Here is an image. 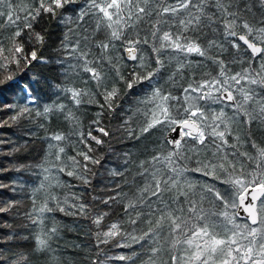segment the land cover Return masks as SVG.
I'll use <instances>...</instances> for the list:
<instances>
[{
	"label": "snow or ice",
	"instance_id": "6c2138e0",
	"mask_svg": "<svg viewBox=\"0 0 264 264\" xmlns=\"http://www.w3.org/2000/svg\"><path fill=\"white\" fill-rule=\"evenodd\" d=\"M37 65L58 75L32 72ZM53 89L51 103L32 107ZM128 95L137 98L125 108ZM87 105L98 110L84 128ZM0 112L11 113L0 129L29 120L44 135H24L46 145L31 166L39 183L30 207L3 198L22 183L0 181V218L28 229L0 222V264H62L58 212L94 227L91 264H264V144L251 134L264 127V0H0ZM117 112L118 127L105 126ZM52 118L71 130L50 131ZM116 132L136 144L160 138L143 158L117 153L101 197L86 190ZM0 145H12L3 152L11 157L28 140L13 145L0 133ZM72 180L85 191H72ZM20 240L32 241L31 254L3 247Z\"/></svg>",
	"mask_w": 264,
	"mask_h": 264
},
{
	"label": "trees",
	"instance_id": "16d2710c",
	"mask_svg": "<svg viewBox=\"0 0 264 264\" xmlns=\"http://www.w3.org/2000/svg\"><path fill=\"white\" fill-rule=\"evenodd\" d=\"M39 30V29H38ZM4 37L6 38L8 33L5 32ZM53 39H55V34L53 35ZM43 54L46 56L52 55V51L50 47L45 48ZM207 69H205L206 71ZM234 70H239V65L234 66ZM32 72H42L44 75L48 76L50 79L52 77L57 76L58 73L51 70L50 66L45 65H37L32 68ZM31 74V73H29ZM55 83V80H53ZM163 83V81H161ZM54 89L48 92L47 95H43L38 105H33L32 107H43L45 103H51V100L56 97L53 95ZM137 95H143L140 92V89L136 90ZM137 95H128L123 99V105L127 108L130 104H134ZM51 98V99H50ZM7 99L9 101H15V97L11 94H8ZM98 109L94 105H87L85 109L80 114V119L84 128H87L90 121L95 118V112ZM11 115L8 112H0V120L7 119V117ZM48 123V122H46ZM110 126L112 129H116L120 123V115L117 112L116 117L109 121L105 119V126ZM28 130H34L38 136H43V130L38 129L35 125L29 120L21 121L19 126L13 125L12 127H6L0 129V133L4 134V138L11 140L13 145H23L25 140H28V148L27 151H21L16 153L14 156H5L3 152L7 151L9 147L12 145H0V167L3 168H12L13 166L26 165L29 166L25 170L21 172L16 171H8L4 173H0V181L5 183H9L13 180L18 181L24 185L22 190L17 191L16 194L12 192H6L3 196L4 199L11 198L15 195L16 199L22 201L21 211L24 208L30 207L31 201L27 199V197L31 194V189L34 185L38 184L39 181L36 178L31 166L40 163L42 157L44 156L43 149L46 148V145L43 144L40 140L35 139V137L29 138L24 135V133ZM71 129L68 125L64 124L62 121L52 118L50 121V131H64L69 132ZM251 134L257 143L264 144V127L261 126H253L251 130ZM160 138L159 133H155L153 136L148 137L147 139L142 140L140 143L136 144L135 142L128 141L126 138L121 139V134L116 132L114 134L113 140L111 141V145L113 148V152H109L107 146L100 148L97 152V156L103 155L107 157L102 162V166H94V171L97 172V175L92 179V188L87 189V192H92L93 194L104 197L109 193L107 191H103L105 186L108 184L112 178L108 174V170L116 167L119 163L116 158L117 153H122L125 151H132L137 156L141 158L147 156L150 152L154 151L156 148L155 141ZM68 153L74 154L72 147L69 145L67 147ZM39 172V169L35 170ZM196 179L203 180V177L196 175ZM63 180H71L68 177H62ZM73 184H76L78 187L72 189V191H85V189L80 185L79 181L72 180ZM211 182V181H210ZM220 187L219 184H217ZM93 189L95 190L93 192ZM61 190H57L58 194ZM85 200L91 202V196L85 195ZM96 207L102 211H109L107 207L104 205L98 204V202H94ZM56 220L62 225L60 230V237L57 241V254L62 264H91V260L96 255V241L91 235V233L95 230L91 225L90 221L83 217H74V216H65L62 213L55 214ZM118 218V208H113L111 210L109 217L107 218V222H111ZM3 220H7L9 223L13 224V228L20 232V234L27 235L28 229H25L23 225L27 223L25 220L19 217H12L10 215H5L0 218V222ZM51 221H49L50 223ZM4 232H9L10 230L5 228ZM31 244L32 241L20 240L18 241L19 246H10L3 245L4 248H10V252H25L31 254ZM108 247V246H101ZM134 249L140 251L139 246L134 245ZM132 249H116L112 248L110 254L125 252L131 253ZM10 252H6V254H10ZM32 264H44L43 261L33 260ZM136 264H140V261L137 260Z\"/></svg>",
	"mask_w": 264,
	"mask_h": 264
},
{
	"label": "water",
	"instance_id": "95a60500",
	"mask_svg": "<svg viewBox=\"0 0 264 264\" xmlns=\"http://www.w3.org/2000/svg\"><path fill=\"white\" fill-rule=\"evenodd\" d=\"M173 135H175V134H173Z\"/></svg>",
	"mask_w": 264,
	"mask_h": 264
}]
</instances>
